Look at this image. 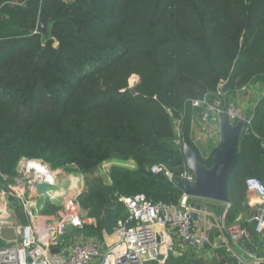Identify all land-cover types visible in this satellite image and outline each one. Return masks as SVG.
I'll return each mask as SVG.
<instances>
[{"label": "trees", "instance_id": "1", "mask_svg": "<svg viewBox=\"0 0 264 264\" xmlns=\"http://www.w3.org/2000/svg\"><path fill=\"white\" fill-rule=\"evenodd\" d=\"M0 5V179L14 178L22 159L84 173L106 162L135 163L113 166L109 185L95 182L83 194V208L97 218L96 227L83 229L89 236L101 238L106 207L121 197L144 194L178 205L183 191L151 171L164 165L179 178L186 169L175 119L189 101L211 99L223 83L230 102L264 79V0ZM42 18L47 34L38 32ZM133 75L140 82L131 88ZM192 110L183 118L182 140L194 148L187 135ZM263 140L264 98L230 181L227 218L239 209L246 180L264 181Z\"/></svg>", "mask_w": 264, "mask_h": 264}, {"label": "built area", "instance_id": "2", "mask_svg": "<svg viewBox=\"0 0 264 264\" xmlns=\"http://www.w3.org/2000/svg\"><path fill=\"white\" fill-rule=\"evenodd\" d=\"M1 9L2 5L0 11ZM224 85L223 83L218 86L211 99H195L185 105L180 118L174 121L177 144L182 146L183 143L180 131L188 106L200 110L203 129H207L213 122L221 124L225 115L233 124L245 121L246 116L236 102H226L227 92L224 91ZM245 88L239 92H244ZM249 123L250 120L247 125ZM29 168L32 169L31 164ZM151 171L164 175L173 183L175 179L190 184L195 182V176L187 168L179 178L164 165H153ZM37 172L43 175L42 183L53 184V178L45 166H40ZM245 186L257 203L255 211L245 224L235 222L223 224L221 227L224 236L221 247L229 253H233V246L242 248V244L254 233L264 243V181L251 177L246 180ZM119 200L126 206L128 216L117 221V242L112 247L103 249L96 240L71 242L68 227L73 226L81 231L85 225L77 203L71 199L66 203L62 219H33L24 228L20 244L0 248V264H166L173 250L170 230L187 242L208 241L206 234L196 225L194 210L185 195L178 205L154 202L144 194L121 197ZM211 228L212 225H209V229ZM249 260L248 264H261L257 256L249 254Z\"/></svg>", "mask_w": 264, "mask_h": 264}, {"label": "crops", "instance_id": "3", "mask_svg": "<svg viewBox=\"0 0 264 264\" xmlns=\"http://www.w3.org/2000/svg\"><path fill=\"white\" fill-rule=\"evenodd\" d=\"M254 84L262 87L264 85V79L263 78L256 79ZM258 89L259 88L257 87V90ZM238 92L239 91H237L235 95H231L229 99H233V101H235L236 98L238 99L239 97ZM250 93L251 91L245 93V96L249 97V99L253 94ZM255 97L256 96H253L254 99ZM191 113L192 114L190 116L191 119H190V124L188 126L187 135L192 141L194 149L196 150L198 155L203 160L209 161L212 159L213 154L215 153L219 143L221 142L222 123L220 124L217 122H213L207 129H203L200 110L199 111L192 110ZM245 116L247 117V115ZM250 124H251V119L249 125ZM184 141L185 140H183V142ZM39 163H44V162L42 160H39ZM115 165H119L125 168H131V169L135 168V163L132 161L128 163L112 161V162H108V164H104L102 168L104 169L106 166H109V168L111 167L110 168L111 171L112 167ZM45 167L48 169L47 166ZM53 170L55 174V179L59 178L58 180L59 185H57L59 187L58 190H56L57 187H54L55 190L51 188L49 190V187H53L54 183L53 184L44 183L46 184V188L43 193H40L39 191L36 190L35 193L33 192L29 194L33 199H38L37 204L39 202V205L42 203H46L45 202L46 200L51 201L55 199V197L58 196L60 193L69 192L70 190H68L69 189L68 187H70L71 189L72 187L73 188L77 187L75 185L79 184L78 182L82 176L77 171L76 167H70V166L64 168L59 167ZM109 183H111L110 178H108V182L106 184ZM18 192L22 193L23 191L19 188ZM3 195L4 197L2 198L0 197V215H3V217L6 218L5 221H8L10 224H5L0 226V248L11 247L12 244L14 243L17 244L18 242H21L23 238V230L26 226L29 225L27 223V218H25L23 215L15 214L17 212H15L13 209L16 207L9 203L8 197H5L6 196L5 194ZM49 196H51V198ZM202 202L206 204L208 208H211L213 210L212 213L208 211L200 212L199 219L198 221H196V225L198 226V228H200V230L204 234H206L208 241L207 242L202 241L199 243V246L196 247L192 242L185 241L175 231L170 230V237L173 242V250L169 255L167 263L169 262L170 264H196L198 262L200 264H248V262H250L249 254H251V256H257L261 260V264H264V243L262 242L260 236L255 233L251 236L250 239H248L242 244L243 246L242 248L233 246V251H232L233 253H229L224 248L221 247L224 240L221 227L223 226V224H230L235 221L245 224L247 219L255 211V206L257 201L254 198V196L246 192L244 198L240 202L239 209L234 211L231 214V217L228 216V218H227V214L230 211L231 204L228 206L226 204L214 202V201H202ZM32 204L36 206V204L33 201ZM109 212L111 211L108 209L107 213ZM113 212L116 214L117 221L119 219L127 218L128 216V210L124 204L122 206H118V209ZM7 213L11 214L9 215V218L6 217L8 216ZM107 213L106 212L104 213V229L101 238L97 236H89L83 232V229L86 226L88 227L97 226V221L95 219H92L91 221H86L84 219L85 225L81 231L75 229L73 233L68 234V237H70L69 239L71 240V242L73 243V242H85V241L96 240L102 245L103 249H108L109 247H112L117 242V237L115 233L111 236L105 233V217ZM42 218H44V216H42ZM209 225H212L211 229H209Z\"/></svg>", "mask_w": 264, "mask_h": 264}, {"label": "rangeland", "instance_id": "4", "mask_svg": "<svg viewBox=\"0 0 264 264\" xmlns=\"http://www.w3.org/2000/svg\"><path fill=\"white\" fill-rule=\"evenodd\" d=\"M62 1L65 4H70L73 2V0H62ZM139 80H140V77L138 75H133L129 80V86L133 88L140 82ZM254 86L256 87V89ZM257 87L259 88L258 90H257ZM260 90H261V93H260ZM244 91H245L244 93L238 92L239 97L238 99L237 98L235 99V102L241 109H243L244 114L249 116L252 121L255 111L260 104V101H262V99L264 98V85L261 87V86H257L254 84V85L249 86L248 88H245ZM250 91H251L250 94L252 93L253 94L249 99V97L245 96V93L250 92ZM253 96H256L255 99L256 98L257 99L255 100ZM180 134H181V138H183V129H181ZM261 146L264 148V140L262 141ZM39 160H42V159H33V160L22 159L19 162V165L17 167V172H16L17 175L14 178H10L6 176L0 179V197L1 198L4 197L3 194L6 195L5 197H8L9 203L16 207L13 209L15 212H17L15 214L23 215L25 218H27V223L29 225L31 224L33 219L39 220L42 218V216L52 217L53 219L60 220L64 216V210H65L66 203L72 199L77 203L79 210L82 213L86 221H91L92 219H95L97 221V218L94 216L93 211L91 209L83 208L81 198L83 194H86L88 192L90 185H92L95 182L104 183L105 185L110 184V183L109 184H106V183L108 182V178L110 177L109 175H110L111 167L109 168V166H106L105 167L106 169L102 168V166L104 164H108V162L104 163L103 165H101L96 170L90 173H84L77 169V171L82 175L78 182L79 184L75 185L77 187L75 188L72 187V189L68 187L69 188L68 190H70L69 192H64V191H67V190H64L63 191L64 193H60L58 196L55 197V199L51 201L46 200L45 201L46 203H42L39 205V202L37 204L38 199H33L31 195L29 194L36 192L37 186L39 184H42L44 178H43V175L38 174L37 172L38 168L36 169L29 168L30 164L32 163H35L37 165L40 164L39 167L43 165L47 166L48 171L50 175L52 176L53 183H54V186L49 187V190L50 188L55 190L54 187H57L56 190H58L59 188L57 186L59 185V182H58L59 178L55 179V174L53 172L54 171L53 166L50 163H46V162L39 163ZM113 162H116V161H113ZM19 188L23 191L22 193L18 192ZM32 201L36 204V206L32 204ZM110 205H115L118 207L119 202L116 200L111 201L106 207V213L108 212V207ZM7 214L8 216L6 217L9 218V215L11 214L10 213H7ZM45 215H48V216H45ZM29 219H30V222H29ZM5 220L6 218L3 217V215H0V226L5 225V224H10L8 221H5ZM235 222H238V221H235ZM20 243L21 242H18L17 244L14 243L11 245V247L13 245L15 246Z\"/></svg>", "mask_w": 264, "mask_h": 264}, {"label": "water", "instance_id": "5", "mask_svg": "<svg viewBox=\"0 0 264 264\" xmlns=\"http://www.w3.org/2000/svg\"><path fill=\"white\" fill-rule=\"evenodd\" d=\"M74 1V0H73ZM48 21L42 18L38 23V32L48 33ZM250 117L247 116L245 121L233 124L228 116L223 117L221 125V142L217 150L212 156L211 166L205 164L199 157L196 150L187 142L182 143V155L185 159L187 170L195 176V182L190 184L181 179H175L174 184L183 194L192 199L191 208L194 210L195 222L199 219L200 212H210L213 210L208 208L202 201H214L226 205L231 204L229 194L230 181L236 166L239 163L240 151L247 134V122ZM46 184L42 183L37 186L40 193L45 191ZM108 209L111 211L105 217V233L109 236L115 233L117 217L113 211L118 209L115 205H110ZM75 228L68 227V233H73ZM197 247L199 243L192 241ZM203 245V244H202ZM58 252V251H54ZM200 264V263H196Z\"/></svg>", "mask_w": 264, "mask_h": 264}, {"label": "bare ground", "instance_id": "6", "mask_svg": "<svg viewBox=\"0 0 264 264\" xmlns=\"http://www.w3.org/2000/svg\"><path fill=\"white\" fill-rule=\"evenodd\" d=\"M31 167H32V169H36V168L39 169V165H37V164H35V163H32V164H31Z\"/></svg>", "mask_w": 264, "mask_h": 264}]
</instances>
